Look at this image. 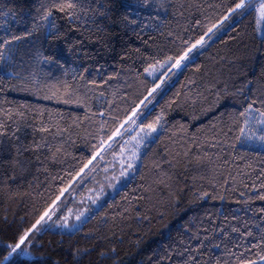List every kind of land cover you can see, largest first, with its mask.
Masks as SVG:
<instances>
[{"label":"trees","instance_id":"obj_1","mask_svg":"<svg viewBox=\"0 0 264 264\" xmlns=\"http://www.w3.org/2000/svg\"><path fill=\"white\" fill-rule=\"evenodd\" d=\"M69 2L73 9L58 10ZM231 7L234 0H0V40L21 37L0 49V264L101 139L103 161L73 185L77 195L103 187L101 206L79 231L32 233L31 258L13 254L8 264H248L264 256V149L239 138L240 114L264 112V35L257 5L242 15H229ZM229 21L189 53L186 70L173 76L165 65L158 79L148 75ZM161 81L171 85L149 97L146 121L163 114L159 138L112 195L105 169L121 138H108L133 108L149 105L139 107ZM41 127L63 131L53 140Z\"/></svg>","mask_w":264,"mask_h":264},{"label":"snow or ice","instance_id":"obj_2","mask_svg":"<svg viewBox=\"0 0 264 264\" xmlns=\"http://www.w3.org/2000/svg\"><path fill=\"white\" fill-rule=\"evenodd\" d=\"M73 7H74L73 3L69 2V3L60 4L58 7V10L59 11H65V10L73 9ZM245 8H246V6L244 3V0H234V7H231L229 9V15H231L232 13H237L238 15H242L243 13H238V10H242ZM257 10L260 12L261 16H264V0H260L259 8ZM51 15H52L51 10H48L44 14L43 19L47 20L48 17H50ZM100 15H106V12H101ZM227 19H228L227 15L223 17V20H227ZM223 20L221 21V23H223ZM214 27H216V26L215 25L210 26L207 29V32L205 33V35H207L208 33H213ZM213 35H214V33H213ZM18 39H21V37H18V36L13 37L12 40H9L7 38L0 40V49H3L4 46L9 44V43H12L13 40H18ZM211 39H212V37L209 36L208 41H210ZM207 43L208 42L205 40L204 36H201L194 43H191L179 55L178 58L174 59L173 57L169 56L167 58V60L164 62V65H161V67L164 68L165 65H167V68L165 69L167 72H172V69H176L178 72H183L184 70H186L190 66V62L194 61V59H195V57L190 56L189 53H192L193 49H197L198 46H200L201 49L207 47ZM2 58H3V54H2V52H0V59H2ZM149 74L152 75L153 80L158 79V77L155 75V73L150 71ZM172 75L173 76L177 75V72H172ZM161 83H163V81H161ZM159 88H160V84H158V83L153 84V86L147 92L144 99L140 101V103L143 104L144 101L147 100L148 103L151 104L152 100L149 99V97H152V99H155V97H153L152 94L156 93L157 89H159ZM161 91H163V90L161 89ZM157 94H159V93H157ZM63 102L64 103H71L72 102L71 97H69V99L64 100ZM252 111H253V109L251 107H249L244 112H242L240 114L244 118L243 119L244 128L240 129L239 138H241L243 140H258L261 143H264V131H261V128H264V112H260L259 119L256 120V123L254 125H252V127H255L256 131L260 133L259 135H257L256 132L252 131L251 128H249V121L254 119L253 117L249 116V113ZM99 115L103 116L104 114L100 113ZM133 117H136L137 119H140L141 117H143V119H141V124L137 125L136 120H134ZM150 117H151V110H148L145 112H139V115H138V107H136V108L132 109L131 115L128 116L127 120L125 121V123H127L128 120H131L132 125H135L136 127H138L140 129V132H144V135L142 137H140V140L137 141L138 145L140 144V141H147V140L159 138L158 136L154 137L153 134L158 133L159 129H161L163 127V125L161 123V121L163 120V114L161 113L160 115H157L155 117V119L151 120V122H146L147 120H149ZM141 125H143V126H141ZM257 125L259 127H257ZM123 127H124V124L119 125V127H117L112 132L111 136H109V138H108L109 141L113 137L119 136L120 135V129ZM245 128H249V131L247 134L245 133ZM145 129H147V131H145ZM40 130L43 132H50L53 140H55L56 136H59L61 134V132L63 131L58 127L55 129L54 132H52V130L48 127H41ZM126 131L131 132L132 128L129 127L128 129H126ZM137 135H139V133H137ZM133 139H136V137L134 136ZM47 143H48L47 140H45L43 145H37V147L39 148L41 146H47ZM104 148H105V141L103 139H101L99 146L95 149L92 156L81 163L79 169L76 170L74 172V174H71L69 176V179L65 182L63 187H60L59 189L56 190V194L50 200L47 207H45L43 209V211L38 215V218L35 219L34 223L31 225V227L28 228L27 230L22 231V234L18 236V241L14 244V246L9 245L10 251L4 257L3 264H8V261L10 260V258L13 254H19L20 256L31 258V253L27 249L32 246L31 242L29 241V237L32 235V233L39 234L40 231H44L45 228L49 225H55L56 227L69 229V230L76 227L75 225L68 223L69 218L71 216L70 212L68 215H64L63 212H60V214L57 215V210L63 204H66L67 200L69 198L75 199L76 188H79L80 185H83L85 183V181H88L89 178L92 177V174L99 167V162L97 164L93 165V161L96 160L98 156L100 157V161H103L104 158H103V156H100V153L104 150ZM49 150L53 152L52 159H55V153L60 151V148L59 147H53V148H50ZM139 159H140L139 153L134 151L132 153V156L130 157V160H132L133 163H129L127 165V168L130 170L133 169L135 167L134 162L138 161ZM196 160H197V162H199L200 157H196ZM90 165H92L91 168L89 167ZM86 169H87V172L85 171ZM105 171H107V169H105ZM120 175H121V177H124L125 179L130 180L131 176L134 175V173L130 174L129 172L124 171L122 168ZM114 179L116 180V184H112V185H110V187L115 191V190H117L116 185L120 184L121 180L119 178H114ZM77 181H78V183H77ZM74 184L76 185V188H73ZM66 193H67V196H65ZM62 197H64L63 201L61 200ZM261 198L264 199V197H261ZM98 200H99V196L96 197L95 199H92L91 203L96 204ZM58 202H61V203L58 204ZM87 211H89V210L85 209L83 212H80L75 216V220L77 221L78 224L84 222L82 217H85V212H87ZM53 217H55V219H53ZM61 217H63V219H61ZM235 230L236 229H233V231H235ZM77 231H79L78 228H77ZM248 235H251V233H249ZM261 240H264V237H261ZM26 241H29V243L22 250L21 246L25 245ZM260 260L264 261V256H261ZM249 264H256V261L252 260L249 262Z\"/></svg>","mask_w":264,"mask_h":264},{"label":"rangeland","instance_id":"obj_3","mask_svg":"<svg viewBox=\"0 0 264 264\" xmlns=\"http://www.w3.org/2000/svg\"><path fill=\"white\" fill-rule=\"evenodd\" d=\"M245 6L247 7L246 10H244L243 12H246L248 10L249 7L257 5L256 10L259 8V4H260V0H246L245 2ZM256 17H257V31L259 36H263L264 35V16H261L260 12L257 10L256 11ZM234 23V21H229V23L225 26H223L222 28L218 29L214 35H212V39L218 37L220 34H222L229 26H231ZM211 39V40H212ZM207 42L208 38L205 39ZM161 65H164L163 63H159L156 64L154 66H152L149 70H148V75L149 72H153L155 73V75H157L158 73H160V71L163 69L161 67ZM176 70V69H173ZM177 71V70H176ZM152 77V75H150ZM166 77V76H165ZM165 77L163 79H165ZM165 84V85H163ZM171 82L167 81L164 83H160V90H159V94H156L157 96H159L160 94H162V92L165 90L166 87L170 86ZM161 89L163 91H161ZM144 104V103H143ZM143 104H141L139 107H142ZM152 106V103L149 104L147 107L143 108V110H139L138 109V115L139 112H145L148 111V109ZM253 109V108H252ZM250 117H253L255 120L259 119L260 113L258 111H256L255 109H253L252 112L249 113ZM134 120H136V124L140 125L141 123V119H143V117H141L140 119H137L136 117H133ZM125 125V124H124ZM127 126L124 128L120 129V135L119 136H115L114 139L119 137L121 138V141L119 143L117 152L112 156L111 162L109 164V167L107 168V172H108V176L105 179V184L106 187H110V185L112 184H116V180L114 178H119L121 180L120 184L116 185V189H120L129 179H125L124 177H121L120 173H121V169L123 168L124 171L131 173H134V175L136 174L140 163H141V158H142V154L145 150V148L151 144L155 139H151V140H147V141H140V144H137V141L140 140V137H142L144 135V132H140V129L138 127H136L135 125H132V121L129 120L126 124ZM254 125V124H253ZM143 126V125H141ZM129 127L132 128V131H126V129H128ZM257 127H259L257 125ZM125 131H124V130ZM162 128L159 129L158 133L153 134V136H158L161 132ZM145 131H147V129H145ZM249 131V128L245 129V133L247 134ZM254 132H256L257 135H259L260 133L256 131V128L254 130H252ZM261 131H264V128H261ZM137 133H139V135H137ZM136 137V139H133V137ZM109 143V142H108ZM108 143L106 145H108ZM243 144L245 145H249V146H253V147H257L260 149H264V143H261L258 140H244ZM138 152L140 155V159L138 161H135V167L133 169H128L127 165L129 163H133L132 160H130V157L132 156L133 152ZM132 175L131 178L134 176ZM103 185V184H102ZM113 189L110 188V191H112ZM78 189L76 190V195H75V200L70 201L71 198H69L67 200L66 204H63L60 208H58L57 210V215L60 214V212H63L64 215H68L69 212L71 213V216L69 218L68 223L75 225L76 227L72 228L71 230L69 229H64V228H59L56 227L55 225H49L45 228L46 229H51V230H55V231H60V232H64V233H72L74 231L77 230V228H79L83 223L78 224L77 221L75 220V216L80 213L83 212L85 209H88L89 211L85 212V217H82L83 221H85L91 214L92 212L96 211L100 206H101V202H102V198L104 196V191H103V187L101 188V190L99 189H91L90 187L84 188V189H80L81 194L77 195ZM112 195L116 192V190L112 191ZM65 196H67L65 194ZM78 196V198H77ZM99 196V200L97 201L96 204H92L91 200L95 199L96 197ZM64 198V197H62ZM61 198V200H62ZM77 198V199H76ZM61 202H58V204H60ZM53 219H55V217H53ZM61 219H63V217H61ZM249 264V263H248ZM256 264H264V261L258 260L256 261Z\"/></svg>","mask_w":264,"mask_h":264}]
</instances>
